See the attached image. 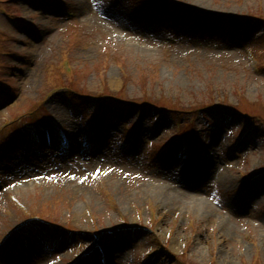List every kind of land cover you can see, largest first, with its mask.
<instances>
[{
  "label": "rangeland",
  "instance_id": "1",
  "mask_svg": "<svg viewBox=\"0 0 264 264\" xmlns=\"http://www.w3.org/2000/svg\"><path fill=\"white\" fill-rule=\"evenodd\" d=\"M0 86V264H264V0H0Z\"/></svg>",
  "mask_w": 264,
  "mask_h": 264
},
{
  "label": "bare ground",
  "instance_id": "2",
  "mask_svg": "<svg viewBox=\"0 0 264 264\" xmlns=\"http://www.w3.org/2000/svg\"><path fill=\"white\" fill-rule=\"evenodd\" d=\"M155 189H156L155 191H157V196H159V198L163 199V196H162L161 192L158 191L157 188H155ZM179 194L181 195L182 198H189L190 197V198L198 199L199 200V201H197V202H199V203H197V204H199L198 209L202 210V212L206 210L205 208L207 207V203H206V199L204 197H202L200 195H197V194L193 195V194H191L189 192H185V193L184 192H179ZM166 196H167L166 198L169 200V196L170 195L169 196L166 195ZM112 247H110V248H112Z\"/></svg>",
  "mask_w": 264,
  "mask_h": 264
},
{
  "label": "trees",
  "instance_id": "3",
  "mask_svg": "<svg viewBox=\"0 0 264 264\" xmlns=\"http://www.w3.org/2000/svg\"><path fill=\"white\" fill-rule=\"evenodd\" d=\"M211 22H213V21L212 20H209V23L208 24L212 25ZM219 24H221V23H219Z\"/></svg>",
  "mask_w": 264,
  "mask_h": 264
}]
</instances>
